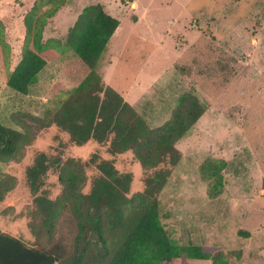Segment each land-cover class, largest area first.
Returning <instances> with one entry per match:
<instances>
[{
    "label": "rangeland",
    "instance_id": "1",
    "mask_svg": "<svg viewBox=\"0 0 264 264\" xmlns=\"http://www.w3.org/2000/svg\"><path fill=\"white\" fill-rule=\"evenodd\" d=\"M35 1L0 0V124L20 133L13 159L4 164L5 184L11 188L5 221L14 222L13 228L31 244L33 226L46 243L48 233L39 227L44 215L34 214L38 207L26 170L39 154L60 163L71 158L86 163L95 153L118 172L131 174L128 196L142 191L149 177L164 175L160 220L178 245L219 249L227 264H264V0H64L47 21L43 42L63 44L88 5L101 4L118 20L96 74L150 129L170 121L183 96L204 105L199 119L175 143L178 162L146 171L131 152L110 155L97 143L71 147L68 135L55 126V113L87 75L62 45L27 95L6 86V75L21 57L24 17ZM219 161L226 165L222 191L214 194V180L202 167ZM85 174L82 192L88 193L95 172L86 168ZM44 182L45 197L60 198L54 168ZM54 233L71 251L76 229L70 214L62 213ZM171 264L212 263L179 259Z\"/></svg>",
    "mask_w": 264,
    "mask_h": 264
},
{
    "label": "trees",
    "instance_id": "2",
    "mask_svg": "<svg viewBox=\"0 0 264 264\" xmlns=\"http://www.w3.org/2000/svg\"><path fill=\"white\" fill-rule=\"evenodd\" d=\"M64 6V0H36L24 17L25 35L18 63L5 77L12 91L27 95L48 61L57 57V47L66 48L83 64L86 77L73 89L54 115L53 123L68 135L71 147L97 143L110 155L131 152L142 169L160 163L175 165L179 152L175 143L189 132L204 112L194 96H183L172 118L157 129H150L135 109L105 86L96 74L97 63L119 26L101 4L84 7L68 28L63 44L53 39L43 42V30ZM57 44V45H56ZM60 44V46H58ZM20 133L0 124V163L8 164L16 153ZM168 161V162H167ZM225 162H207L203 172L214 180L211 192L222 191L221 172ZM54 168L62 186L60 198L45 197L46 173ZM86 168L95 175L88 193H83ZM1 174V170H0ZM6 179V178H5ZM34 214L44 215L41 229L48 233L44 243L33 226V243L0 232V264H171L175 260H202L227 264L219 249L199 245H178L170 238L160 220L158 195L165 177L156 173L144 183L142 191L129 195L132 176L118 172L113 163L95 153L89 161L59 159L39 154L26 170ZM11 188L5 184V193ZM62 213L74 220L76 234L71 251L62 238L54 239L55 223ZM244 235L248 236V233ZM101 252H98L99 250Z\"/></svg>",
    "mask_w": 264,
    "mask_h": 264
},
{
    "label": "crops",
    "instance_id": "3",
    "mask_svg": "<svg viewBox=\"0 0 264 264\" xmlns=\"http://www.w3.org/2000/svg\"><path fill=\"white\" fill-rule=\"evenodd\" d=\"M4 164L5 163H0V170H1V174H0V232L4 234L8 233L14 237H21L23 240L29 241V240H26L24 236L22 237L21 235L22 233L21 232H20L21 234L19 233L18 228H16L17 231L13 228V226L15 227L14 222L5 221V200L8 199L9 197L8 195L10 194L9 193L10 191L5 193V166Z\"/></svg>",
    "mask_w": 264,
    "mask_h": 264
}]
</instances>
